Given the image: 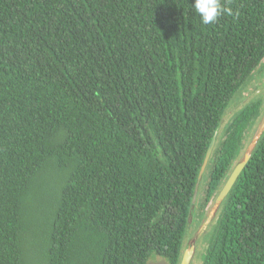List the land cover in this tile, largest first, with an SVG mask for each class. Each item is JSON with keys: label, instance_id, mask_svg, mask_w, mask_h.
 Instances as JSON below:
<instances>
[{"label": "trees", "instance_id": "obj_1", "mask_svg": "<svg viewBox=\"0 0 264 264\" xmlns=\"http://www.w3.org/2000/svg\"><path fill=\"white\" fill-rule=\"evenodd\" d=\"M191 3L0 0V264H33L29 201L52 166L42 264H179L207 150L264 59V0H222L233 14L208 25ZM260 114L245 103L220 135L193 231ZM210 230L200 264H264V134Z\"/></svg>", "mask_w": 264, "mask_h": 264}, {"label": "rangeland", "instance_id": "obj_2", "mask_svg": "<svg viewBox=\"0 0 264 264\" xmlns=\"http://www.w3.org/2000/svg\"><path fill=\"white\" fill-rule=\"evenodd\" d=\"M250 101L259 102V110L261 111V114L255 116L254 119L247 124L245 130V136L243 139V144L246 143L249 136L250 137L253 136L254 131L258 128L259 123L262 120L261 115L262 112L264 111V59L254 70V72L247 80L245 85L238 92V94L231 101L230 106L228 107L225 116L223 118V121L221 122V125L219 127L217 142L219 140L220 135H222L223 138L225 137L226 128L229 127L234 122L238 112L241 110L243 105ZM263 126H264V122L262 123V127ZM206 174H207V170L204 175L203 181L201 183L199 199H202L205 194V192L202 191V187L204 186ZM65 175H66L65 170H58L56 166H52L48 168V170L42 174L38 184L35 187L34 194L29 201V215H28V226H27L26 234L28 239V245L29 247H31L29 249V254L31 253L30 255L31 258L33 259V264H40L42 260L43 241L45 239L44 233L47 226L48 216L52 210V205L64 181ZM215 207L216 206L213 205V203H210L206 207V213L209 212V214L206 220L201 224L198 234L201 233L204 235L208 232V229L210 230L212 228L214 220L217 216L214 215ZM197 215H198V203L196 209L192 213V219L188 227L187 242L193 239L194 233L192 231V227L197 221ZM201 239L199 241L200 247L198 246L196 255L199 254V248L203 253V251L205 250V248L208 247L209 244L208 239H206L205 241L203 239V243L201 244L200 243ZM201 255H199V257L196 259L194 257L192 264H200ZM148 264H168V262L163 257L153 254L150 257Z\"/></svg>", "mask_w": 264, "mask_h": 264}, {"label": "water", "instance_id": "obj_3", "mask_svg": "<svg viewBox=\"0 0 264 264\" xmlns=\"http://www.w3.org/2000/svg\"><path fill=\"white\" fill-rule=\"evenodd\" d=\"M228 107H227V109H228ZM227 109H226V111H227ZM263 122H264V115H263L262 120L260 121L259 126L256 129L254 135L252 136L251 140L249 141L248 145L246 146L242 157L235 164V166L232 169L231 173L229 174L226 182L224 183L223 187L221 188L218 195L216 196V198L213 202V205L216 206L215 212H214L215 216L217 215L223 201L229 195L230 191L232 190V188L235 185L236 181L238 180L239 176L241 175V173L243 172L245 167L249 164V162L253 156V152L255 151L261 137L264 134V126L262 127ZM220 125H221V123H220ZM220 125H219V127H220ZM219 127L217 128L216 133H215V135L211 141V144L207 150V153L205 155V158L203 160L202 166H201L199 174H198L197 182H196L194 193H193V199H192L191 208H190L189 217H188V222H187V227H186V235H185V238L183 241V247H182V251H181L182 252L181 253V259H180L179 264H192L193 263L194 257L197 253V248L199 246V241H200L201 237L203 236V234H201V233L198 234V231H199L201 224L206 220L209 212L206 213L205 216L202 218L201 223L198 226V228L195 231L192 230L194 233L193 239H191L189 242H187L188 227H189V224H190L191 219H192V213L196 209V206L198 203L201 183L203 181V178H204V175L206 173L210 158L212 156L213 150H214L216 142H217ZM213 219H212V221H213Z\"/></svg>", "mask_w": 264, "mask_h": 264}, {"label": "clouds", "instance_id": "obj_4", "mask_svg": "<svg viewBox=\"0 0 264 264\" xmlns=\"http://www.w3.org/2000/svg\"><path fill=\"white\" fill-rule=\"evenodd\" d=\"M191 4L204 25L215 23L222 15L233 14L232 8L226 7L222 0H194Z\"/></svg>", "mask_w": 264, "mask_h": 264}]
</instances>
